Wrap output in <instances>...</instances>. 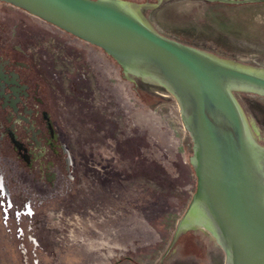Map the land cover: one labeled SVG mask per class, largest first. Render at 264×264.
I'll return each instance as SVG.
<instances>
[{"label":"water","instance_id":"water-1","mask_svg":"<svg viewBox=\"0 0 264 264\" xmlns=\"http://www.w3.org/2000/svg\"><path fill=\"white\" fill-rule=\"evenodd\" d=\"M2 1L146 82L134 96L86 46L0 8V264H264V150L231 92L264 93L262 69L162 35L123 0ZM241 99L264 140V98ZM190 213L221 246L177 236Z\"/></svg>","mask_w":264,"mask_h":264},{"label":"rangeland","instance_id":"rangeland-1","mask_svg":"<svg viewBox=\"0 0 264 264\" xmlns=\"http://www.w3.org/2000/svg\"><path fill=\"white\" fill-rule=\"evenodd\" d=\"M149 2L150 20L160 34L264 72V0Z\"/></svg>","mask_w":264,"mask_h":264},{"label":"trees","instance_id":"trees-1","mask_svg":"<svg viewBox=\"0 0 264 264\" xmlns=\"http://www.w3.org/2000/svg\"><path fill=\"white\" fill-rule=\"evenodd\" d=\"M165 1V0H160ZM130 7L136 12V14L147 24L149 25L151 28H153L155 31L158 32V30L155 28V26L153 25L152 21L150 20V15H149V10L150 8L154 7V4L152 5L149 0H139L137 3L135 2H130ZM0 8H4V9H12V10H16V11H20L22 13H24L28 19L35 21L38 25H41V27H44L48 30H53L55 31L56 35L59 37H64L67 39V41H71L74 40L76 42H79V44H82L83 46L85 43L89 44V51H90V56L97 62V64L103 69L105 70L107 73H112V69L118 70V73L120 75V78H116L119 81L122 82L123 86L125 88H127L128 91H130L133 95H134V91L135 89H137V84L138 82H140L141 84L145 83L146 80L138 73H135L133 71H127L124 72L122 66L119 64V62L109 53H107L104 49H102L101 47L90 43L89 41H86L56 25H54L53 23L46 21L45 19L30 13L29 11L18 7L16 5H13L11 3L5 2L0 0ZM87 51V49H85ZM88 52V51H87ZM238 64V63H237ZM115 65V66H114ZM256 65H260V64H256ZM116 67V68H115ZM111 68V70H110ZM113 76V75H112ZM122 77V78H121ZM112 78V77H111ZM110 79V78H109ZM235 100L237 101V104L243 114V117L245 119V123H246V127L248 129V131L250 132V134L253 136V138L255 139V141L257 143H259V145H261V147L264 149V140L263 137L261 136V134L256 130L255 125H254V120L251 117V115L248 113V111L246 110L245 105L242 102L241 99V95L244 93L246 95H249L251 97H255V96H260L264 98V93L258 92L256 90L253 89H248V88H241V89H232L231 90ZM135 96V95H134ZM149 111L150 115H154L156 114L153 110L151 109H147ZM189 215V219L188 221L180 228V230L177 232V236H179L180 234L184 233L187 230H194L195 232H205V233H209V235L213 236L214 239L216 240V242H214L216 244V246H221L219 241H218V237L217 234L215 233V231L213 230V227L211 225H209L208 223H202L200 220H198L197 218V213H190ZM176 236V237H177Z\"/></svg>","mask_w":264,"mask_h":264},{"label":"flooded vegetation","instance_id":"flooded-vegetation-1","mask_svg":"<svg viewBox=\"0 0 264 264\" xmlns=\"http://www.w3.org/2000/svg\"><path fill=\"white\" fill-rule=\"evenodd\" d=\"M43 29H45V30H47V31H49L50 33H56L55 31H53V30H48V29H46V28H44V27H42ZM56 35V34H55ZM57 37H59V35L57 36ZM61 38V37H60ZM67 44L68 45H80L79 44V42H76V41H74V40H71V41H67ZM84 45H86V47L89 49L90 47H89V44H84ZM85 47V49H87ZM4 76V74L2 73V71L0 70V77H3ZM13 79V78H12ZM13 80H15V77H14V79ZM255 146L256 147H258L259 149H261V150H264L262 147H261V145H259V143H257V142H255ZM226 252V251H225ZM228 259V255H227V253H226V260Z\"/></svg>","mask_w":264,"mask_h":264}]
</instances>
